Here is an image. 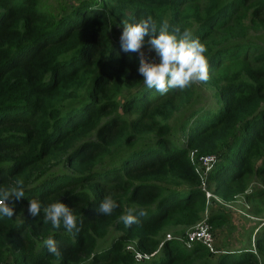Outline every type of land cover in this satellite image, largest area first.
<instances>
[{"label": "trees", "instance_id": "trees-1", "mask_svg": "<svg viewBox=\"0 0 264 264\" xmlns=\"http://www.w3.org/2000/svg\"><path fill=\"white\" fill-rule=\"evenodd\" d=\"M148 16L206 46V83L165 95L145 87L137 54L118 37L121 21ZM199 86L209 105L197 103ZM182 109L174 139L170 120ZM206 155L217 161L202 179L196 161ZM17 179L25 196L6 201L12 219L0 217V264H54L49 237L58 264H261L262 221L248 245L216 256L201 242L185 246L180 230L203 220L205 191L264 213V0H76L55 9L0 0V188ZM106 195L118 204L108 216L97 211ZM29 199L64 203L79 232L44 224L43 209L29 215ZM129 208L139 223L126 227L119 217ZM228 221L207 214L211 229ZM129 244L153 256L137 261Z\"/></svg>", "mask_w": 264, "mask_h": 264}, {"label": "clouds", "instance_id": "clouds-1", "mask_svg": "<svg viewBox=\"0 0 264 264\" xmlns=\"http://www.w3.org/2000/svg\"><path fill=\"white\" fill-rule=\"evenodd\" d=\"M122 31L118 37L121 50L125 53H135L138 56V74L148 89H155L160 95L170 90L184 91L194 84L206 83L209 79V66L204 53L206 46L200 40L194 39L190 30L181 31L179 26L173 27L168 20H163L159 28L155 20L148 16L136 23L121 21ZM171 29V31H170ZM149 37L148 51L154 52L158 62H153L144 51L145 37ZM25 196L23 180L17 179L15 186L0 188V217L12 219L14 210L6 201L15 197L17 200ZM118 207L111 195L103 197L98 206L100 215H111ZM43 209V223L51 224L53 229H59L61 224L69 233L79 232L78 220L71 208L60 201L43 205L38 199H29L27 210L29 215L36 217ZM135 208H129L119 220L126 226L138 224ZM144 209L139 210V216H146ZM253 237V236H252ZM48 252L55 256L58 264L62 256L55 240L51 237L44 241Z\"/></svg>", "mask_w": 264, "mask_h": 264}, {"label": "rangeland", "instance_id": "rangeland-1", "mask_svg": "<svg viewBox=\"0 0 264 264\" xmlns=\"http://www.w3.org/2000/svg\"><path fill=\"white\" fill-rule=\"evenodd\" d=\"M76 0H42L43 5H45L48 8L55 9L56 7L65 6L68 7L70 4H73ZM149 47H144V51L149 55L150 59L153 62H158V57L155 56L154 52L148 51ZM200 91L197 95V103L203 104L207 103L209 105L211 101L210 98V90L205 86H199ZM186 111V109H182L177 115H174V117L170 120L172 133L175 134L174 139H177L179 137V134L176 130L179 123L182 121L183 113ZM260 186L258 182H253L251 188H255ZM211 211H219L222 213H225L229 217V221L222 225L220 228L211 229L210 225V231L213 235L214 241H213V248L214 253H216L214 256L219 254L221 249H229V250H237L242 247H245L249 244L253 228L255 226H258L261 221L264 223V213L260 215H252L247 209V204L245 203L243 198H238L233 202L227 203L223 202L220 199H210L208 201V212ZM207 214L204 216L203 220L207 223ZM261 219V220H260ZM264 227V225L262 226ZM261 227V228H262ZM257 235H260L263 232V228L261 229ZM190 229L187 230V232ZM180 232L186 233L184 230H180ZM170 234L173 235V232L169 231ZM116 233H112L109 236H107L104 240L100 241L101 245L108 244L110 238L115 236ZM179 237H183L179 235ZM251 242H253V237L251 239ZM261 259V264H264V259L259 255ZM9 264V263H5Z\"/></svg>", "mask_w": 264, "mask_h": 264}, {"label": "built area", "instance_id": "built-area-1", "mask_svg": "<svg viewBox=\"0 0 264 264\" xmlns=\"http://www.w3.org/2000/svg\"><path fill=\"white\" fill-rule=\"evenodd\" d=\"M216 161H217V157L213 155L200 156L198 158V160L196 161V165H197V170L199 171L202 179H205L206 176L210 173ZM205 194H206L207 201H209L210 199H216V200L219 199L217 196H215L213 193L209 191H205ZM206 214H207V211H206ZM189 229L190 230L188 232L186 231L185 233V238H180V241H182V243L185 246L189 247L193 242H201L206 247H208L211 252L214 253L215 251L213 248L214 238L210 231V227L208 223L202 220L197 225ZM258 229H259V226H258ZM258 229L256 228L255 232ZM167 237H170V235H167ZM253 240H254V236H253ZM252 249H253L254 254H256L254 246H252ZM126 250L132 253V255H134L137 261L148 260L153 256L150 254L147 255V254L140 253L139 251L135 249V247L132 244L127 245Z\"/></svg>", "mask_w": 264, "mask_h": 264}]
</instances>
